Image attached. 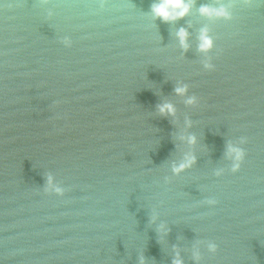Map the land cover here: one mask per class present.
Wrapping results in <instances>:
<instances>
[{"label":"water","instance_id":"95a60500","mask_svg":"<svg viewBox=\"0 0 264 264\" xmlns=\"http://www.w3.org/2000/svg\"><path fill=\"white\" fill-rule=\"evenodd\" d=\"M152 2L0 0V264H264V3Z\"/></svg>","mask_w":264,"mask_h":264},{"label":"clouds","instance_id":"9594fccd","mask_svg":"<svg viewBox=\"0 0 264 264\" xmlns=\"http://www.w3.org/2000/svg\"><path fill=\"white\" fill-rule=\"evenodd\" d=\"M264 3V0H261ZM194 6V0H153L150 4V13L153 19H159L163 23H170L176 21L178 19H182L185 17L190 10ZM234 5H220L218 7H212L209 5H201L198 9L201 16L208 17V18H230L229 8L233 7ZM176 37L179 41L181 48L187 49V37L188 33L185 29L181 28L177 31ZM199 44L198 50L201 52H209L213 47L211 42V37L208 35V29L203 28L200 30V35L198 37ZM206 68H211L210 64L205 65ZM186 91L185 87H177L175 92L177 95H183ZM188 103H192L191 100ZM159 112L168 115H174L175 109L171 104H163L159 107ZM189 143H194V138L189 137ZM241 143H244L241 140ZM228 154L233 161L232 171L236 172L239 170L240 165L245 157V152L241 147H232L230 146L228 149ZM194 162L193 158L186 159L185 162L181 163L177 166L174 171L179 172L187 167H189ZM49 184L52 187V191L56 193H60L61 189L52 185L51 179L49 180ZM209 250L214 251L215 245H209ZM174 264H182V262L177 259Z\"/></svg>","mask_w":264,"mask_h":264}]
</instances>
